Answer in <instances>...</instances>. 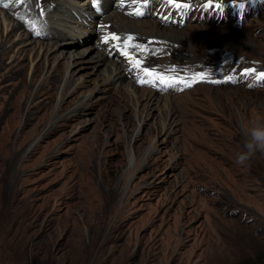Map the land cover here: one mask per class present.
<instances>
[{"label": "rangeland", "instance_id": "obj_1", "mask_svg": "<svg viewBox=\"0 0 264 264\" xmlns=\"http://www.w3.org/2000/svg\"><path fill=\"white\" fill-rule=\"evenodd\" d=\"M73 1L83 5L76 23L65 20L70 46L34 22L25 42L58 41L53 56L95 45L102 65L85 60L95 49L59 58L61 80L46 91L44 73L18 83L30 78L31 52L22 74L8 59L0 67V264L264 263V158L257 149L235 163L250 124L264 122V0H96L103 11ZM69 2L54 0L50 20L75 13ZM123 20L180 31L176 42L142 30L158 44L144 59L133 53L179 82H137L141 73L104 42ZM110 61L121 83L103 82ZM125 86L158 102L123 100Z\"/></svg>", "mask_w": 264, "mask_h": 264}, {"label": "bare ground", "instance_id": "obj_2", "mask_svg": "<svg viewBox=\"0 0 264 264\" xmlns=\"http://www.w3.org/2000/svg\"><path fill=\"white\" fill-rule=\"evenodd\" d=\"M16 1V0H14ZM86 1V0H85ZM106 2V0H104ZM143 2L145 0H142ZM149 1V0H148ZM147 1V2H148ZM17 2V1H16ZM54 0H21L20 3H22L18 8H15L14 6H9V3L6 0H0V67H4L6 65V60L8 59V63L10 66H16L18 71L21 72V74L26 70V64H24V60L26 58L27 52H31V60L35 59V62L31 66V74L30 78L26 81L25 78L21 75L17 76L18 78V83L21 85H26L28 84L29 86H32L36 82V77L40 73H44L43 80L39 83V88H43L44 91H46L47 86L52 88L59 81L61 80L60 77L62 75V65L60 64V61H57L56 64L54 62L56 60L60 59H68L70 54H78L81 58H85V50H91L93 51L95 49V56L89 57L88 59L85 60H90L94 62H98V65H102L105 61L106 54H105V49L99 50L97 46L93 45L91 47H87L84 51H77V50H72V51H65L62 50L60 52V55H52V48L54 46H59L60 43L58 41H54L52 44H43L42 42H37V41H31L27 40L25 42V39L28 38V36H32L35 34L36 31H34L37 26L31 27L30 25L33 24H39L38 29H44L43 31L48 32V36L53 35L54 38H60V39H66L64 41V46L66 48L70 46V42H68V37L66 33L70 36H72L70 33V30L67 27H72L68 26L66 27V21L65 20H70L74 21L78 17V13L80 11L79 3L76 1L69 2L72 5L76 6V12L71 13L67 19L64 17L60 18V21L58 23L51 21L50 19L53 18V13L56 11L53 6ZM140 2V6L143 5ZM201 3V2H199ZM88 8H95L96 10L103 11L105 10V3L102 4L101 8L97 6L96 0H89L87 3H85ZM83 5V3L81 4ZM80 5V6H81ZM94 5V6H93ZM203 5V4H202ZM63 8V6H66L69 8L68 3H64L63 5H60L59 7ZM83 7V6H82ZM146 7V6H144ZM73 8V7H72ZM86 8V7H85ZM90 8V9H91ZM58 10V9H57ZM93 10V9H92ZM88 14L93 13L91 11L87 12ZM99 15V14H98ZM11 17H14V19H11ZM37 17H46L48 18L47 20H40ZM118 17V16H116ZM18 20H17V19ZM36 18V19H34ZM55 18V17H54ZM53 18V19H54ZM114 18V17H113ZM120 18V17H119ZM22 19V20H20ZM58 18L56 17L55 20ZM81 19V18H80ZM121 19V18H120ZM135 19V18H134ZM16 21V22H15ZM37 21V23L35 22ZM53 26H51L52 24ZM76 23V22H75ZM57 24V25H56ZM59 26V27H56ZM117 24H113L112 28L110 29L111 32H114V34L118 37H120V40L118 41H112L109 40L107 43V47L113 48L114 44H119L120 46H123L124 41L126 40L127 37L131 36L132 37V44H139L144 46L147 51L146 52H138L134 47H130L128 51L130 53L137 54L139 58H143V56L150 55V52L152 50L150 49V46L156 44L155 42L149 41V37L146 40H142L138 33L140 31H145L147 32L148 30H151L153 32V37L158 38V39H166V40H174L176 42H180L183 40V35L180 33L179 30H172V31H167L166 29H160L159 27H156L155 24L153 23H146L142 24L138 21H134L132 23V20H127L124 21L121 25V27H117ZM50 27L56 28L57 31L51 30ZM63 27V29H60ZM47 28V30H46ZM27 29L26 33H23L22 31H25ZM49 29V30H48ZM59 29V31H58ZM67 29V30H66ZM78 29V28H77ZM80 31V29H78ZM83 31V30H82ZM66 32V33H65ZM56 33V34H55ZM59 33V34H58ZM80 33V32H79ZM148 33V32H147ZM55 34V35H54ZM78 35V34H77ZM112 36V34L110 35ZM109 36V37H110ZM77 38V36H76ZM75 38V39H76ZM78 39V38H77ZM157 39V40H158ZM161 39V40H162ZM80 41H74L72 39V45L74 44H80ZM96 44V43H95ZM158 44V43H157ZM55 48V47H54ZM154 48V47H153ZM152 49V48H151ZM155 49H153L154 51ZM110 53V50H109ZM108 56V55H107ZM36 57V58H35ZM147 58V57H146ZM29 60V58H27ZM144 59V58H143ZM145 61V60H144ZM146 61H149V56L146 59ZM52 64V65H51ZM73 64V63H72ZM69 66V65H68ZM107 68V74L104 79V83L106 85H110L116 82L124 81L125 79V74L123 73V69H120V66H117L115 62H111L106 64ZM12 74V73H11ZM16 75V73L14 74ZM72 79L68 81V83L71 82ZM123 94L122 98L125 100V98L128 96L136 101L142 100L145 105H149V103L153 100L158 102L157 95L154 94L152 95L148 91L145 90H139L140 94H134V90L132 88H129L128 86L123 87ZM52 90V89H51ZM136 91V90H135ZM165 106L168 108V103L167 101L164 102ZM145 107V106H144Z\"/></svg>", "mask_w": 264, "mask_h": 264}, {"label": "snow or ice", "instance_id": "obj_3", "mask_svg": "<svg viewBox=\"0 0 264 264\" xmlns=\"http://www.w3.org/2000/svg\"><path fill=\"white\" fill-rule=\"evenodd\" d=\"M146 2V0H145ZM166 2L170 5H173L176 8H186L188 7L187 4H183V3H177L176 0H166ZM211 4H206L205 7H210ZM240 7H243V4L239 5ZM216 7H220V5H217ZM136 14H140L139 11H137ZM109 40L112 41H118L120 40V37L116 36V35H112V36H106L104 38V42L107 43ZM132 37L129 36L126 38V40L124 41L123 46H120L119 44H114L113 48L114 50L119 51V54L123 57L126 58V60L128 61V63L131 65V68L133 69H137L141 75L137 78V82L140 84H147L150 86H154L156 81H159L160 85L163 87H167L171 84L177 83L179 81L173 79L170 76H164L162 74H158L156 72L155 69L149 70L148 68H141V59H138L136 56H134L133 54H131L128 49L130 47H134L138 52H146L147 49L139 44H132ZM168 71H173V70H168ZM256 79L260 80V79H264V72L262 73H258L256 75Z\"/></svg>", "mask_w": 264, "mask_h": 264}, {"label": "clouds", "instance_id": "obj_4", "mask_svg": "<svg viewBox=\"0 0 264 264\" xmlns=\"http://www.w3.org/2000/svg\"><path fill=\"white\" fill-rule=\"evenodd\" d=\"M247 132L251 133V140L246 144L249 151L236 157L237 165H246L254 157L257 149L260 151V158H264V122L257 121L254 125L250 124Z\"/></svg>", "mask_w": 264, "mask_h": 264}, {"label": "trees", "instance_id": "obj_5", "mask_svg": "<svg viewBox=\"0 0 264 264\" xmlns=\"http://www.w3.org/2000/svg\"><path fill=\"white\" fill-rule=\"evenodd\" d=\"M256 264H264V263H261V260H259L258 263H256Z\"/></svg>", "mask_w": 264, "mask_h": 264}]
</instances>
